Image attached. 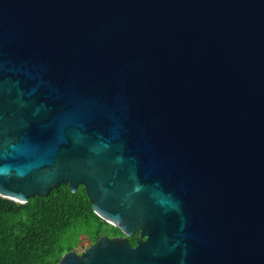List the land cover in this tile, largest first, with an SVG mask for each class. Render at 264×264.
<instances>
[{
  "label": "water",
  "instance_id": "water-1",
  "mask_svg": "<svg viewBox=\"0 0 264 264\" xmlns=\"http://www.w3.org/2000/svg\"><path fill=\"white\" fill-rule=\"evenodd\" d=\"M62 185L124 237L58 264H264V0H0V197Z\"/></svg>",
  "mask_w": 264,
  "mask_h": 264
},
{
  "label": "trees",
  "instance_id": "trees-1",
  "mask_svg": "<svg viewBox=\"0 0 264 264\" xmlns=\"http://www.w3.org/2000/svg\"><path fill=\"white\" fill-rule=\"evenodd\" d=\"M107 225L83 186L73 192L62 185L26 204L0 197V264H58L67 252L96 243L107 234ZM130 242L134 245L136 238Z\"/></svg>",
  "mask_w": 264,
  "mask_h": 264
},
{
  "label": "rangeland",
  "instance_id": "rangeland-1",
  "mask_svg": "<svg viewBox=\"0 0 264 264\" xmlns=\"http://www.w3.org/2000/svg\"><path fill=\"white\" fill-rule=\"evenodd\" d=\"M108 226V225H107ZM113 226H108V230H107V234L109 233V234H113L114 232H116L115 231V229L114 228H112ZM105 229H107V227H105ZM114 231V232H113ZM68 236H70V235H67V237ZM76 240V239H75ZM84 250H85V248H83V246H79V247H77V248H75V251H77L79 254H82V252H84Z\"/></svg>",
  "mask_w": 264,
  "mask_h": 264
},
{
  "label": "flooded vegetation",
  "instance_id": "flooded-vegetation-1",
  "mask_svg": "<svg viewBox=\"0 0 264 264\" xmlns=\"http://www.w3.org/2000/svg\"><path fill=\"white\" fill-rule=\"evenodd\" d=\"M106 235L109 236L110 238H114V237H120L121 238V237H124L123 233L121 235L116 234V233H113V234H109L108 233ZM139 236H140V232L139 231L136 233V235L133 236V237L136 238V243L133 246H137V240H138Z\"/></svg>",
  "mask_w": 264,
  "mask_h": 264
}]
</instances>
